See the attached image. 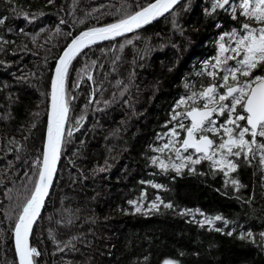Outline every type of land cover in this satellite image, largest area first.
Instances as JSON below:
<instances>
[{
	"label": "trees",
	"instance_id": "16d2710c",
	"mask_svg": "<svg viewBox=\"0 0 264 264\" xmlns=\"http://www.w3.org/2000/svg\"><path fill=\"white\" fill-rule=\"evenodd\" d=\"M149 1L0 0V17H7L0 26V264H18L14 227L41 169L57 57L76 32ZM213 3L183 0L129 39L73 59L58 172L31 238L40 253L35 264H264L257 155L230 157L238 166L227 176L207 160L180 173L152 163L166 155L155 149L177 102L211 82L205 66L215 58L212 37L232 26ZM77 121L83 123L72 132ZM206 218L213 222L202 225Z\"/></svg>",
	"mask_w": 264,
	"mask_h": 264
},
{
	"label": "snow or ice",
	"instance_id": "6c2138e0",
	"mask_svg": "<svg viewBox=\"0 0 264 264\" xmlns=\"http://www.w3.org/2000/svg\"><path fill=\"white\" fill-rule=\"evenodd\" d=\"M52 2L53 0H49V3ZM178 2L179 0H155L154 3H149L115 23L80 32L65 48L51 82V112L42 168L38 172L34 190L23 205L14 227L15 249L19 264H35V257L40 255L36 248L30 246L29 236L44 199L48 195L61 151L63 126L68 113L65 79L72 60L81 53L82 49L97 41L132 32L169 12ZM231 2L232 0H214L212 11L226 9ZM239 8L248 22L241 25L242 32L234 29L231 33H225L220 37L219 52L214 58V63L209 62L205 66L211 82L199 92L193 91L177 102L176 108L185 106L186 111H176L171 116L169 123L176 121V124L166 133L170 138L155 151L164 153L166 150H171L181 163H166L163 159L154 157L152 163H158L162 170L167 171L171 167L180 173L183 168L189 167V170L194 172L195 165L207 160L227 176L238 166L230 157L239 158L243 155L245 158L249 156L255 158L257 153L260 163L264 164V142H262L264 141V75H252L257 68L264 65V0H241ZM232 11H236L235 6H232ZM22 15L25 19L29 18L27 12H23ZM6 19L7 17H0V26L5 24ZM226 37L229 41H234V46L231 42L225 43ZM229 61H233L234 64L230 65ZM185 87L190 86L186 84ZM224 116L227 117L225 121L218 124L217 117ZM184 119L189 120L190 124L186 126L183 123ZM242 121L245 123L241 124ZM181 130L186 133L182 140ZM216 137H220L219 143L216 142ZM189 149H193L194 153L199 155L196 158H193V155H184ZM231 183L237 185L238 181L232 180ZM154 187L162 186L154 185ZM164 206L171 208L172 204ZM151 208L158 209V204L153 203ZM136 211L140 212L141 208L136 207ZM214 219L220 220L221 217L216 216ZM212 222L211 219L206 218L201 224ZM248 235L250 236L251 233ZM164 264H175V262L165 260Z\"/></svg>",
	"mask_w": 264,
	"mask_h": 264
},
{
	"label": "water",
	"instance_id": "95a60500",
	"mask_svg": "<svg viewBox=\"0 0 264 264\" xmlns=\"http://www.w3.org/2000/svg\"><path fill=\"white\" fill-rule=\"evenodd\" d=\"M182 1H183V0H179V2H178L176 5H174L173 8H172L171 10H173V9H174L179 3H181ZM154 2H155V0H150L149 2H147V3L144 4L143 6H141L140 8H138L137 10H135L134 12H132L131 14H134L136 11H139L142 7L147 6L149 3H154ZM171 10H170V11H171ZM170 11H169V12H170ZM169 12H167V13H169ZM167 13H165L164 15H166ZM131 14H129V15H131ZM164 15H162V16H164ZM162 16H159V17H157L156 19L151 20L149 23L142 25V27H140V28H138V29H134L132 32L124 33V34H122V35H120V36H116V37L110 38V39H108V40L97 41L96 43H94V44H92V45H90V46H94V45L102 44V43L109 42V41H114V40H116V39H118V38H121V37H123V36L130 35V34H132V33H135V32H137V31H139V30L145 28L146 26H148L149 24H151L152 22L156 21L157 19H159V18L162 17ZM117 21H118V20H117ZM117 21H115V22H117ZM115 22H112V23H115ZM110 24H111V23H110ZM106 25H108V24H106ZM106 25L97 26V27H104V26H106ZM92 28H93V27H92ZM88 29H89V28H86V29H82V30L76 32V33L71 37V39L69 40V42L67 43V45H68L69 43H71V40H72L75 36L79 35L80 32L86 31V30H88ZM67 45L64 47V49L61 51V53H60L59 56L57 57V59H56V61H55V64H54V67H53L52 72H51V76H50L49 93H48V107H47L46 125H45V132H44V146H43V152H44L45 144H46V142H47V128H48V122H49V115H50V112H51V82H52V79H53V77H54V75H55V68H56L57 63H58V61H59V58H60L61 55L63 54V52H64L65 48L67 47ZM90 46H88V47H90ZM88 47L82 49V51H84V50L87 49ZM82 51H81V52H82ZM72 61H73V60H72ZM69 66H70V65H69ZM68 68H69V67H68ZM205 87H206V86H205ZM67 119H68V113H67V118H66L65 123H64V126H63V127H64V134H65V131H66ZM189 124H190V121L188 120V125H189ZM64 134H63V137H64ZM185 135H186V133L184 132V133H183V137H182V139L184 138ZM61 146H62V145H61ZM193 151H194V150H193ZM60 155H61V151H60V154H59V159H58V161H57V163H56V171H55V173H54V175H53L52 183H51V185H50V187H49V190H48V195H47V196L45 197V199H44L43 206H42V208L40 209V214H39L37 220L35 221V223L33 224L32 232H31V234H30V236H29V244H30V246H31V238H32L33 229H34V227H35V225H36V223H37V221H38V219H39V217H40V215H41V213H42V211H43V208H44V205H45V203H46V200H47V198L49 197L50 191H51V189H52V187H53V185H54V183H55V179H56V175H57L58 167H59ZM42 160H43V156H42ZM41 168H42V164H41ZM14 248H15V238H14ZM15 253H16V249H15ZM16 258H17V262H18V264H19V258H18V254H17V253H16Z\"/></svg>",
	"mask_w": 264,
	"mask_h": 264
},
{
	"label": "flooded vegetation",
	"instance_id": "af4514ba",
	"mask_svg": "<svg viewBox=\"0 0 264 264\" xmlns=\"http://www.w3.org/2000/svg\"><path fill=\"white\" fill-rule=\"evenodd\" d=\"M213 2H214V0H213ZM240 2H241V0H232V2H231V5L230 6H226V9H221V10H224L226 13H228V15H229V23H231L232 24V26H230V28L227 30V31H225V32H221V33H217V34H214L213 35V37H212V43H213V47H214V49H215V44H216V48H217V42H216V39H218V38H220L222 35H224L225 33H231L234 29L235 30H237L238 32H242L243 30H242V28H241V25L243 24V23H245V22H248V20H247V18L246 17H244V16H242V14H241V10H240V8H239V4H240ZM232 6H235V8H236V11L235 12H233L232 11ZM235 17V18H234ZM216 25V24H215ZM253 26H259L258 24H253ZM214 27H216V26H214ZM220 28V27H219ZM214 40H215V42H214ZM229 42H231L232 43V46H234V41H229V39L226 37V39H225V43H229ZM221 43V41H219L218 42V44H220ZM230 62V61H229ZM232 62V64H234V62L233 61H231ZM230 62V63H231ZM229 63V64H230ZM253 76H257V75H264V65H261L259 68H257L254 72H253V74H252ZM203 103V102H202ZM82 123H83V121H82ZM81 122H78V127H75L74 125H71L70 127H69V130H71L72 132H74L75 131V129L76 128H79L80 126H81V124H82ZM243 123H245V122H243ZM76 124V123H75ZM187 125H188V123H187ZM75 127V128H74ZM77 130V129H76ZM184 133V132H183ZM182 137H183V135H182ZM182 137H180V139L182 140ZM216 139V138H215ZM258 139H260V138H258ZM262 142H264V141H262ZM189 150H192V152H194L193 151V149H189ZM197 155H199V154H197ZM257 156H258V158H259V161H260V157H259V154L257 153ZM261 164V163H260ZM261 170H262V177H263V179H264V164H261Z\"/></svg>",
	"mask_w": 264,
	"mask_h": 264
},
{
	"label": "rangeland",
	"instance_id": "374dc122",
	"mask_svg": "<svg viewBox=\"0 0 264 264\" xmlns=\"http://www.w3.org/2000/svg\"><path fill=\"white\" fill-rule=\"evenodd\" d=\"M122 39H124V38H128L129 39V36L128 35H126V36H123V37H121ZM119 39V38H118ZM220 41V38H218V39H216V42H217V48H216V44H215V49H214V54H215V57L218 55V52H219V44H218V42ZM110 42V41H109ZM214 42H215V40H214ZM106 43V42H105ZM103 44V43H102ZM91 47V46H90ZM89 48V47H88ZM87 48V49H88ZM168 56H170V54L168 55ZM167 56V57H168ZM207 58H210V56L209 57H207ZM213 63H214V59H213ZM230 65H233L232 64V62L230 63ZM143 69V68H142ZM120 73H123V71L121 70V69H118V74H120ZM144 75H147V69H145L144 71H143V73L141 74V76H144ZM148 93V92H147ZM95 96V95H94ZM94 96H92V99L94 98ZM146 96H147V94H146ZM147 99V98H146ZM148 100H149V94H148ZM148 105V104H147ZM176 111H179V112H184V111H186V109L185 110H181L180 108H177V110ZM175 111V112H176ZM174 112V113H175ZM174 113H173V115H174ZM81 118H83V117H81ZM81 118L79 119V120H81ZM227 117L226 116H224V117H217V122H218V124H220V123H223L224 121H225V119H226ZM82 120H84V119H82ZM78 122L79 121H77V123L75 124V127H78ZM183 123L186 125V123H188V120L187 119H184L183 120ZM175 124H176V121H172V123H171V125L169 126V128L167 129V130H165V137H164V141L162 142L163 144L164 143H167L168 142V140H169V136L168 135H166V133H168L169 132V130L173 127V126H175ZM241 124H244L243 122H241ZM187 126V125H186ZM74 127V128H75ZM216 142L217 143H219L220 142V137H216ZM177 146H179V145H177ZM165 153H166V155L165 156H160V157H158V159H163L165 162H178V163H181V161L180 160H178L177 158H176V156H175V153L174 152H172L171 150H166L165 151ZM184 155H193V158H196V156H197V154H195L194 152H192V150H189L187 153H184ZM37 224V223H36Z\"/></svg>",
	"mask_w": 264,
	"mask_h": 264
}]
</instances>
